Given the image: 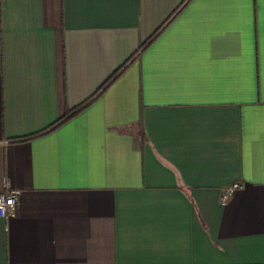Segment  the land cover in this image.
I'll return each instance as SVG.
<instances>
[{
	"label": "crops",
	"instance_id": "0c3cea01",
	"mask_svg": "<svg viewBox=\"0 0 264 264\" xmlns=\"http://www.w3.org/2000/svg\"><path fill=\"white\" fill-rule=\"evenodd\" d=\"M185 2L0 5V264H264V0H190L22 140Z\"/></svg>",
	"mask_w": 264,
	"mask_h": 264
},
{
	"label": "trees",
	"instance_id": "16d2710c",
	"mask_svg": "<svg viewBox=\"0 0 264 264\" xmlns=\"http://www.w3.org/2000/svg\"><path fill=\"white\" fill-rule=\"evenodd\" d=\"M4 0H0V5L3 4ZM190 0H186V2L158 29L155 31V33L148 38L142 45L140 46L139 50L131 56L122 66H120L104 83L103 85L97 90V92L90 97L88 100H86L84 103H82L80 106L76 107L73 110L68 111L62 118H60L54 125L50 126L43 132H40L38 134H35L29 138L22 139L23 141L31 140L37 137H41L45 134H49L78 115L82 114L84 111H86L94 102H96L118 79L128 70V68L140 57L142 53H144L164 32V30L171 24V22L177 17V15L182 11V9L186 6V4ZM145 141V138L143 139Z\"/></svg>",
	"mask_w": 264,
	"mask_h": 264
},
{
	"label": "built area",
	"instance_id": "2783aa9c",
	"mask_svg": "<svg viewBox=\"0 0 264 264\" xmlns=\"http://www.w3.org/2000/svg\"><path fill=\"white\" fill-rule=\"evenodd\" d=\"M243 188V184L232 185L225 188L221 196V202L225 204L236 193V191ZM16 206L17 201L15 196L10 194L0 196V217L7 218L15 211Z\"/></svg>",
	"mask_w": 264,
	"mask_h": 264
}]
</instances>
